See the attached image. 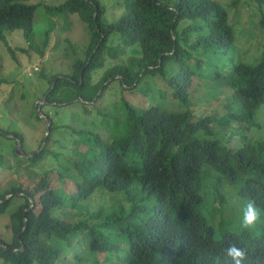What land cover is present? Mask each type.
<instances>
[{
    "label": "trees",
    "instance_id": "trees-1",
    "mask_svg": "<svg viewBox=\"0 0 264 264\" xmlns=\"http://www.w3.org/2000/svg\"><path fill=\"white\" fill-rule=\"evenodd\" d=\"M26 1L0 0V42L15 31L27 42L32 39L36 9ZM61 1L46 7L47 15L77 14L89 25L91 41L86 60L76 61L70 75L50 79L48 91L54 85L42 96L44 104L78 103L90 116L87 107H96L108 80L132 92L147 80L152 92L144 98L154 103L141 108L119 102L123 117L116 114L112 126L122 122L126 132L111 141L88 128H68L71 139L87 147L85 152L78 149L73 177L60 166L65 172L43 170L29 183L0 192V217L9 215L12 234L10 241L0 238V264L81 263V257H65L75 235L89 255L108 259L113 254L120 264H232L224 253L231 243L248 250V264H264V212L262 225L257 221L241 228L237 206L225 194L236 187L237 197L253 199L264 210V141L234 149L222 142L234 124L264 106V56L255 65L237 61L224 72L223 61L230 57L235 37L225 9L215 0H123V16L113 23L103 22L105 11L97 0ZM252 1L264 7V0ZM112 36L121 43L115 49L108 47ZM121 46L137 47L141 56L110 66L93 83L106 53L116 59L123 55ZM31 48L42 55L44 47ZM196 76L208 99L216 94L204 85V78L219 84L223 78L233 90L224 114H209L193 103L189 90ZM98 114L106 122L101 110ZM35 120L40 121L36 113ZM50 121L46 143L56 129ZM14 153L16 170L24 162L31 168L41 165L50 152L44 147L27 159ZM119 195L121 200L108 207L96 205ZM92 201L93 211L80 216L69 212ZM65 242L66 249L61 247Z\"/></svg>",
    "mask_w": 264,
    "mask_h": 264
},
{
    "label": "rangeland",
    "instance_id": "rangeland-1",
    "mask_svg": "<svg viewBox=\"0 0 264 264\" xmlns=\"http://www.w3.org/2000/svg\"><path fill=\"white\" fill-rule=\"evenodd\" d=\"M97 1L105 11V15L102 17L103 22L113 23L123 16V0ZM162 1L175 2L176 0ZM215 1L225 9L228 23L235 37L231 55L227 61H223L224 72L226 73L237 61L255 65L264 56V26H262L264 7L257 6L252 0ZM233 2H237V4L232 6ZM26 4L34 6L36 9L32 39L27 42L23 33L15 31L7 33L5 41L0 42V133L3 134V137L0 136V192L19 182L21 184L29 183L32 179L37 178L43 170L53 169L65 172L60 166L69 169L65 172L66 176L73 177L72 167L79 156L78 149L85 152L87 147L80 145L77 139H71L68 128L73 130L88 128L91 129V133L100 135L104 141H111L117 139L116 135L120 137L126 132V125L122 122L112 126L116 114L120 119L123 117L119 102L138 103L141 108H148L151 103H154L153 99L144 98L146 95H151L152 92L147 80L134 92L124 91L118 82L108 80L101 88V90H105L96 107L91 104L87 107L91 117L84 114L82 105L78 103L61 106L43 103L40 109L41 113L56 125L51 140L45 146L50 153L41 165L31 168L27 162H24L21 164V169L15 170L13 150L16 151L17 142L9 137L5 139L4 136L7 135L5 132L10 133L11 136H13L12 134L19 135L18 139L22 140L21 152L24 155L38 152L46 123L43 120H35V106L42 103L41 100L45 98L42 96L44 93L47 94L49 82L53 76L70 75L76 61L86 60V52L91 41L89 25L84 23L77 14L69 15L60 12L59 15L58 13L47 15L46 7L58 6L62 4L61 0H28ZM119 44L121 45L116 37L112 36L109 39L108 47L115 49ZM31 46H36L39 50L44 47L42 55ZM121 52L120 54L123 55L116 59L110 58L106 53L105 65L103 69L97 71L93 83H96L110 66L125 65L129 59L141 56L137 47L124 49L121 46ZM199 80L201 79L196 76L193 88L189 90L193 103L198 109L209 114L217 116L224 114L225 110L223 109L228 104V98L233 94V90L229 89L223 78L221 84L216 81L210 83L204 78L202 81L204 85L208 88L213 87L216 94L213 98L208 99L207 92L198 86ZM165 102L168 101L165 99ZM158 105L166 111L178 112L177 108L168 109L164 105ZM176 106L179 105L176 103ZM99 110L107 116L106 122L103 115L98 114ZM233 126L234 129L228 136L222 138L223 145L229 148L234 149L248 141L252 143L264 141V106H260L246 121ZM14 154L17 155L16 152ZM25 158L27 159V157ZM8 168L9 172H7ZM225 194L232 202L238 198L236 187L226 189ZM121 197L122 195L116 196L114 199L102 198L96 205L108 207L110 202H119ZM94 209L95 204L92 201L79 204L69 212H76L75 215L80 216L81 212L83 214L84 211H93ZM237 210L238 220L241 221L242 212L239 207ZM225 212L232 214L230 209H225ZM221 220L214 222V225H217ZM258 222L259 225H262V219ZM8 225L9 215L0 217V238L10 241L12 234L8 230ZM65 244L66 242L61 247L64 248ZM69 245L68 254L65 255L67 260L81 257L82 264H93L92 261H99V264H120L113 254L106 259L105 255L95 256L86 253V247L82 246L79 236H73ZM81 263L74 259L69 264Z\"/></svg>",
    "mask_w": 264,
    "mask_h": 264
},
{
    "label": "clouds",
    "instance_id": "clouds-1",
    "mask_svg": "<svg viewBox=\"0 0 264 264\" xmlns=\"http://www.w3.org/2000/svg\"><path fill=\"white\" fill-rule=\"evenodd\" d=\"M242 212L241 228L247 229L254 226L257 221L262 219L264 210L257 207L255 200H244L242 197L236 198L234 201ZM225 255L232 261V264H248L249 253L246 248L240 247L236 243H231L224 249Z\"/></svg>",
    "mask_w": 264,
    "mask_h": 264
},
{
    "label": "water",
    "instance_id": "water-1",
    "mask_svg": "<svg viewBox=\"0 0 264 264\" xmlns=\"http://www.w3.org/2000/svg\"><path fill=\"white\" fill-rule=\"evenodd\" d=\"M95 16H96V13H94L93 17L95 18ZM97 48H98V46L96 47V49H97ZM80 84H81V83H80ZM53 85H54V81H53V83H52V85H51L50 90L47 92V94L52 90ZM47 94H46V95H47ZM44 99H45V98H43V99L41 100L42 103H39L37 106H35V112H36L38 118H39L40 120H43V121L46 123V128H45V132H44V136H43L42 144H41V147H40V149L38 150V152H36V153H34V154H31V155H24V154L21 152V141L18 139V137H17V136L6 135L7 137L12 138V139H14V140L17 142V146H16V151H15V152H16V154H17L19 157H23V158H25V157H27V158H32L33 156L39 154V153L43 150V148L45 147V145H46L47 137H48V135H49V133H50L51 121H50V119H49L48 117L44 116V115L41 113V111H40V109H41V105H42L43 103H45V102H44ZM51 105L55 106L56 104L53 103V104H51ZM57 105L61 106L62 104H57ZM9 197H10V196H8V198H9ZM8 198H7V199H8ZM30 203H31V201H30ZM32 207H33V205H32V203H31L29 209H31ZM29 209H27V210L25 211V213H26ZM25 227H26V225L24 226V228H23L22 231L25 230ZM5 250L9 251V249H7V248H5ZM12 251L15 252L16 250H12Z\"/></svg>",
    "mask_w": 264,
    "mask_h": 264
}]
</instances>
